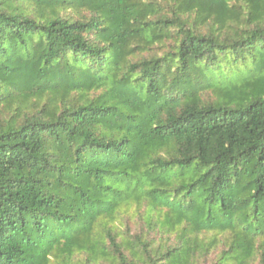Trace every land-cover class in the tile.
<instances>
[{
	"label": "trees",
	"instance_id": "trees-1",
	"mask_svg": "<svg viewBox=\"0 0 264 264\" xmlns=\"http://www.w3.org/2000/svg\"><path fill=\"white\" fill-rule=\"evenodd\" d=\"M212 252L264 264V0H0V264Z\"/></svg>",
	"mask_w": 264,
	"mask_h": 264
},
{
	"label": "rangeland",
	"instance_id": "rangeland-1",
	"mask_svg": "<svg viewBox=\"0 0 264 264\" xmlns=\"http://www.w3.org/2000/svg\"><path fill=\"white\" fill-rule=\"evenodd\" d=\"M236 77V76H235ZM143 207L141 205L132 204L128 206L123 212L119 215V218L116 222L117 229L122 232L124 231L128 235H133L135 233H142L144 236H150L153 232L149 233L147 231V227L143 222L142 214ZM217 252V251H216ZM215 253L212 252L209 255V262L211 264L214 261ZM79 259L82 260V255H75L72 264H80ZM52 264H56L54 259L52 260Z\"/></svg>",
	"mask_w": 264,
	"mask_h": 264
}]
</instances>
